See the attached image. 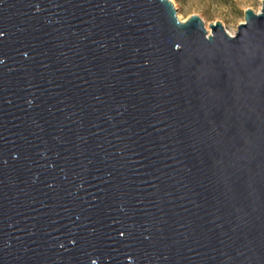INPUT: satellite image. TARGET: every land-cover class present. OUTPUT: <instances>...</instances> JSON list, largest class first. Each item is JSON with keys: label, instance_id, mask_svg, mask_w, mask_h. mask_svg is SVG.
<instances>
[{"label": "water", "instance_id": "water-1", "mask_svg": "<svg viewBox=\"0 0 264 264\" xmlns=\"http://www.w3.org/2000/svg\"><path fill=\"white\" fill-rule=\"evenodd\" d=\"M209 27L0 0V264H264V0Z\"/></svg>", "mask_w": 264, "mask_h": 264}, {"label": "rangeland", "instance_id": "rangeland-1", "mask_svg": "<svg viewBox=\"0 0 264 264\" xmlns=\"http://www.w3.org/2000/svg\"><path fill=\"white\" fill-rule=\"evenodd\" d=\"M173 3L177 17L184 21L192 14L198 15L206 28L209 23L220 21L232 35L237 25L244 20L246 8L258 10L261 0H169Z\"/></svg>", "mask_w": 264, "mask_h": 264}, {"label": "bare ground", "instance_id": "bare-ground-1", "mask_svg": "<svg viewBox=\"0 0 264 264\" xmlns=\"http://www.w3.org/2000/svg\"><path fill=\"white\" fill-rule=\"evenodd\" d=\"M259 10V9H258ZM258 10H255V11H258ZM206 30H207V33H210V27L209 26H206ZM229 34H231L230 32H228ZM232 35V34H231Z\"/></svg>", "mask_w": 264, "mask_h": 264}]
</instances>
